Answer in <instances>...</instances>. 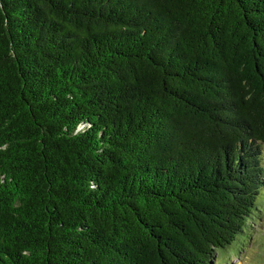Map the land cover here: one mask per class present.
Listing matches in <instances>:
<instances>
[{
  "label": "trees",
  "instance_id": "obj_1",
  "mask_svg": "<svg viewBox=\"0 0 264 264\" xmlns=\"http://www.w3.org/2000/svg\"><path fill=\"white\" fill-rule=\"evenodd\" d=\"M263 217L264 0H0V264H214Z\"/></svg>",
  "mask_w": 264,
  "mask_h": 264
},
{
  "label": "rangeland",
  "instance_id": "obj_2",
  "mask_svg": "<svg viewBox=\"0 0 264 264\" xmlns=\"http://www.w3.org/2000/svg\"><path fill=\"white\" fill-rule=\"evenodd\" d=\"M214 264H264V217L255 227L253 236L246 245H239L227 252H219Z\"/></svg>",
  "mask_w": 264,
  "mask_h": 264
}]
</instances>
